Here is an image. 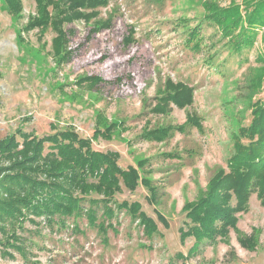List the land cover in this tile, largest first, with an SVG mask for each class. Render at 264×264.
Here are the masks:
<instances>
[{
	"label": "rangeland",
	"instance_id": "1",
	"mask_svg": "<svg viewBox=\"0 0 264 264\" xmlns=\"http://www.w3.org/2000/svg\"><path fill=\"white\" fill-rule=\"evenodd\" d=\"M85 5L0 0V202L17 176L81 210L0 220V264H264V179L231 165L264 109V0ZM93 156L127 176L72 184Z\"/></svg>",
	"mask_w": 264,
	"mask_h": 264
},
{
	"label": "trees",
	"instance_id": "2",
	"mask_svg": "<svg viewBox=\"0 0 264 264\" xmlns=\"http://www.w3.org/2000/svg\"><path fill=\"white\" fill-rule=\"evenodd\" d=\"M82 2L88 4L82 8L93 9L106 5L107 0H82ZM260 13L261 11L256 15ZM257 17L264 20L262 16ZM252 131L253 132H251V134H253V137H251V145L243 147L235 156V160L231 162L232 166L235 164L236 167L238 166L240 169H242L238 171V174L241 175L240 180L242 185H245V183L254 176H256L255 178L258 177L259 179H264V109L262 110V114L259 115V121L255 123ZM66 142L69 141L65 139L63 143L60 142V140L57 143V146H60V148H58L60 155H64V157L69 159L75 157V148H73L72 145H66ZM77 143H79V141ZM69 162L73 163L75 168L76 164L71 161V159ZM86 162L89 163L88 167L86 166V170L81 169V175L85 177L79 176L80 181H76L77 175L73 173L71 176V179H73L72 184L74 182H81L83 178L88 177L87 174L90 177L94 176L96 172L100 171L102 168H105V170L102 176L101 174H99V176H101V182L107 183L108 186L118 184L119 176H127L122 170L119 169L115 161L110 160L106 156H93L89 160L83 161L81 165ZM76 166L77 168L79 167L78 165ZM9 179L10 182L7 184H13V182L18 184V195L14 197L16 200L14 206L6 205L5 202H0L1 221L6 220L5 222H7L11 219H14L17 216L16 214L19 215L17 217L18 219H22L23 212L29 213L37 211L39 213L49 214V216L51 215V218L55 215L58 218L65 219L71 217L73 214L81 212V210H78V200L74 199L73 195H70L72 194L70 190H67L65 187H63L59 181L57 184L50 181L41 182L35 179L32 181H25L17 176ZM12 194H14V192H8V195ZM93 203H95V201ZM17 206H19L18 209ZM207 214L213 216L212 212L210 211ZM77 215L75 216L78 217L79 215ZM88 217L92 224L97 221L95 216L89 214Z\"/></svg>",
	"mask_w": 264,
	"mask_h": 264
}]
</instances>
